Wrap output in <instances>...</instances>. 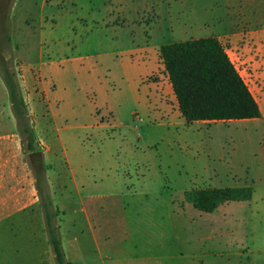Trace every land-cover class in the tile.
<instances>
[{"label": "rangeland", "instance_id": "obj_1", "mask_svg": "<svg viewBox=\"0 0 264 264\" xmlns=\"http://www.w3.org/2000/svg\"><path fill=\"white\" fill-rule=\"evenodd\" d=\"M163 2L0 0V122L10 135L0 140V190L18 199L26 182V216L46 228L32 191L38 169L59 208L56 223L100 246L105 264H264V123L155 115L149 71L132 51L150 37ZM252 4L264 17V3ZM22 60L41 74L26 73ZM5 70L18 74L40 155L26 151ZM237 187H252V198L211 214L184 198ZM84 206L103 224L99 242L89 237Z\"/></svg>", "mask_w": 264, "mask_h": 264}, {"label": "crops", "instance_id": "obj_2", "mask_svg": "<svg viewBox=\"0 0 264 264\" xmlns=\"http://www.w3.org/2000/svg\"><path fill=\"white\" fill-rule=\"evenodd\" d=\"M256 2L259 6L264 0H164L154 15L156 19L149 32L150 37L137 44L132 51L142 58L137 65L149 71L147 87L154 92L153 97L157 106L155 115L186 121L180 112L169 75L161 59V47L179 42L216 38L226 47L229 57L260 106L261 118L250 120L264 123V17L253 10L252 3ZM40 28L42 38L45 36L43 21ZM165 42L168 43L164 44ZM23 66L26 73L30 71L31 74L33 70L41 74V70L34 65H28L23 61ZM42 82L43 80L40 81L41 85ZM232 122L234 121L228 123ZM1 123L0 140L10 137L4 133V125ZM6 123L10 125L8 128H11L9 117ZM4 166L3 163L0 167L1 173L2 169L5 172ZM1 183L0 188L3 187ZM6 185L11 186V182H7ZM24 185L26 182H18L19 189L21 186L23 189V196L18 199H15L16 192L0 190V264H57L47 228L34 226L32 217L26 216L28 205ZM35 189L37 186L32 187L33 192ZM18 191L20 193L21 190ZM83 209L85 221L90 227L89 237L99 242L103 235V224L94 220L90 207L89 212L87 206ZM61 235L64 251L72 264H105L100 256L102 254L100 246L98 250L86 246L82 243L85 241L80 240L79 232L66 233L61 226ZM97 252L100 253L98 256Z\"/></svg>", "mask_w": 264, "mask_h": 264}, {"label": "trees", "instance_id": "obj_3", "mask_svg": "<svg viewBox=\"0 0 264 264\" xmlns=\"http://www.w3.org/2000/svg\"><path fill=\"white\" fill-rule=\"evenodd\" d=\"M160 56L169 75L180 112L187 123L230 122L261 118L260 106L229 57L226 47L216 38L163 45ZM3 61V60H1ZM18 130L27 143L26 151L41 154L28 104L25 101L18 74L14 70L2 73ZM41 208L57 264H72L64 251L61 225L55 216L59 208L53 204L45 175L34 169ZM252 187L199 188L185 194L186 201L203 213H214L220 206L233 201H248Z\"/></svg>", "mask_w": 264, "mask_h": 264}]
</instances>
